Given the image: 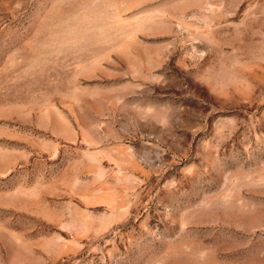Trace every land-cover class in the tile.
<instances>
[{
    "label": "rangeland",
    "instance_id": "obj_1",
    "mask_svg": "<svg viewBox=\"0 0 264 264\" xmlns=\"http://www.w3.org/2000/svg\"><path fill=\"white\" fill-rule=\"evenodd\" d=\"M0 264H264V0H0Z\"/></svg>",
    "mask_w": 264,
    "mask_h": 264
}]
</instances>
